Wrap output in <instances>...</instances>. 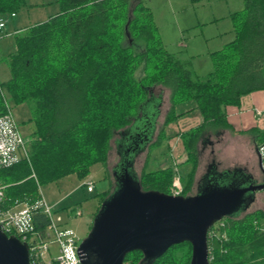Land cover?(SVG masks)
<instances>
[{
    "label": "trees",
    "instance_id": "16d2710c",
    "mask_svg": "<svg viewBox=\"0 0 264 264\" xmlns=\"http://www.w3.org/2000/svg\"><path fill=\"white\" fill-rule=\"evenodd\" d=\"M55 3L59 12L15 36L16 49L8 59L10 78L0 82V116L8 112L6 94L15 106L33 105L29 123L34 125L30 162L0 171V184L5 186L0 210L33 205L42 200L41 187L72 175L85 180L95 165L106 167L117 134L120 142H129L130 147L122 151L129 170L136 154L151 142V118L157 116V122L166 91L169 110L139 183L143 192L170 195L173 168L148 171V164L153 151L164 143L166 127L179 117L176 108L193 102L204 122L182 135L187 163L192 166L188 179H182L183 196H191L200 142L220 130L234 131L227 107H239L243 97L264 92V0H245L243 10L231 15L235 37L211 55L214 68L205 77L195 72L192 61L166 50L142 0ZM27 5V0H0V19L17 15ZM158 88L164 89L159 95L155 94ZM245 133L257 146L264 142V128ZM112 193L104 192L102 203ZM262 222L264 211L256 210L213 226L208 234L210 264H264ZM50 223L43 210L36 211L35 232L45 237ZM191 258L192 246L186 242L152 264H190ZM144 259L136 251L124 263L147 264Z\"/></svg>",
    "mask_w": 264,
    "mask_h": 264
},
{
    "label": "rangeland",
    "instance_id": "374dc122",
    "mask_svg": "<svg viewBox=\"0 0 264 264\" xmlns=\"http://www.w3.org/2000/svg\"><path fill=\"white\" fill-rule=\"evenodd\" d=\"M55 1L27 0V7L18 13L17 18H12L11 15L1 18L7 24V35L0 39V82H6L10 78L8 59L9 55L16 49L15 36L18 33L19 35L26 34L31 27L47 21L59 12V6ZM244 3L245 0H204L200 3H193L192 0H142L141 6L149 9L152 13L162 44L166 50L182 60L192 61L195 72L200 77H205L214 68L211 55L215 51H220L232 41L235 33L231 15L242 11ZM16 27H20L19 30H14ZM0 34L2 33L0 32ZM140 76L138 72L137 77L139 78ZM163 90L158 88L155 90V94L159 95ZM5 96L7 103L13 110V115L19 124L21 132L29 144L31 134L34 131V125L29 123L32 117L33 105L23 104L15 106L6 94ZM168 96L169 93L166 91L163 95L161 114L157 122V116L151 118L153 126L148 132L151 142L143 151L136 154L134 163L128 170L135 180L140 179L149 150L152 144L157 141L158 133L163 128L165 117L169 110ZM155 111L151 110L150 113L154 114ZM155 122L156 130L154 129ZM175 137L177 136L172 139ZM121 138L119 134L115 136L111 144L112 149L109 153L107 166L95 165L89 175L91 179H88V176L85 180H80L76 175H72L59 182L40 188L41 196L43 195L46 200H49L48 205H54L52 208L54 218L56 219L62 215L61 217H64L66 221L70 220L69 227L80 237V243L87 238L96 215L102 207V199H104L102 194L107 189L110 192H114L117 186L120 185V178L126 171L125 166L127 164L125 159L122 158V151L130 147V145L127 141L120 142ZM205 142L212 141L207 139L199 144L201 152L200 167L194 179L191 196L202 193L211 184L219 188L230 186L246 188L250 186L251 176L241 169L243 168L241 164L253 157L245 137L227 133L220 144L215 141L216 143H211L212 146H210ZM178 143L180 144V140H178ZM143 147L141 146V148ZM153 155L154 151L151 159ZM179 157L182 156L180 155ZM151 159L148 164V171H154V169L151 170ZM214 160L218 162V168L215 172H209V166ZM227 169L233 172L222 175V172ZM91 180H93L92 184L95 187L93 193H89L87 189V184ZM198 184H201L199 188ZM263 192L257 193L255 202L247 210L234 217L242 219L256 210L264 211ZM247 196L251 198L253 194L250 193ZM58 202L60 203L56 206ZM60 226L62 227L63 224ZM261 229L264 231V222L261 224ZM49 246L51 258H56L58 245L50 244Z\"/></svg>",
    "mask_w": 264,
    "mask_h": 264
},
{
    "label": "water",
    "instance_id": "95a60500",
    "mask_svg": "<svg viewBox=\"0 0 264 264\" xmlns=\"http://www.w3.org/2000/svg\"><path fill=\"white\" fill-rule=\"evenodd\" d=\"M120 180L80 244L82 264H125L127 255L136 251L152 264L173 246L186 242L192 246L190 264H210V229L247 210L255 193L264 191V176L260 184L250 178L246 188L211 184L202 193L188 197L143 192L139 179L128 170ZM250 193L253 196L248 198ZM0 264H33L29 244L1 228Z\"/></svg>",
    "mask_w": 264,
    "mask_h": 264
},
{
    "label": "built area",
    "instance_id": "2783aa9c",
    "mask_svg": "<svg viewBox=\"0 0 264 264\" xmlns=\"http://www.w3.org/2000/svg\"><path fill=\"white\" fill-rule=\"evenodd\" d=\"M11 17L15 18L16 14H12ZM6 27L7 24L0 19V32L3 34H0V39L7 35ZM7 108L8 112L0 116V171L9 169L24 160L30 162L29 144L8 103ZM257 114L261 116L264 111H257ZM257 154L260 170L264 176V142L258 144ZM173 170L174 178L170 195L183 196L184 185L178 166H175ZM87 186L88 192L93 193L94 185L89 183ZM4 197L5 186L0 184V203ZM38 210H43L51 219L45 237L35 232L34 215ZM61 222L62 218L60 216L54 218L52 207L43 198L33 205L23 203L13 209L0 210V228L7 235L17 236L22 242L29 244L33 264H82L79 252L81 239L73 229L61 227ZM50 244L58 245L56 258H51Z\"/></svg>",
    "mask_w": 264,
    "mask_h": 264
},
{
    "label": "crops",
    "instance_id": "0c3cea01",
    "mask_svg": "<svg viewBox=\"0 0 264 264\" xmlns=\"http://www.w3.org/2000/svg\"><path fill=\"white\" fill-rule=\"evenodd\" d=\"M38 6H40V4H38ZM17 17L18 14L16 15L15 18ZM19 28L20 27H16L14 28V30H19ZM257 111H264V92H256L251 95L243 97L241 101V105L239 107H235V106L227 107L226 113H227L228 123L233 127L234 131L220 130L215 135L210 134L207 137H205L206 138L205 140L209 139L210 141H212V142H206L210 146H212L211 143H216L215 141H217V143L220 144L227 133H229L230 135L245 137L248 146L251 149V153L253 154V157L252 159L243 162V164H241L243 168L241 169H243L250 176H253V179H255L256 181L253 179L252 180L253 182L256 183L258 182L257 180H259V178L261 177L263 178V174L260 170L259 158L257 154V145L253 137H251L249 134L245 132L252 128H260V129L264 128V114L259 116L257 114ZM176 114L179 117L175 121L171 122L165 129V134H164L165 140L163 145L154 150V155L153 158L151 159V170L153 169L165 170L178 166V170L180 171L184 182L186 179H188V175L191 172L192 166L191 164L187 163V153L182 141V135L189 130L201 126L204 120L202 116L195 110V103L193 102L179 105L176 108ZM174 136L177 137L172 139ZM211 138L212 139L215 138V139L212 140ZM178 140H180V144L178 143ZM180 155L182 157H179ZM88 179H91L90 176ZM90 183H93V180H91ZM201 184L200 185L198 184V188L201 186ZM257 193H261V192H257ZM256 195L254 202L256 200ZM42 198L47 202V204H49V200H46L43 197V195ZM59 203L60 202L56 203V206ZM53 206L51 205L52 208ZM61 218H62L61 224H63L62 227L71 228L69 227L70 220L66 221L64 217Z\"/></svg>",
    "mask_w": 264,
    "mask_h": 264
},
{
    "label": "flooded vegetation",
    "instance_id": "af4514ba",
    "mask_svg": "<svg viewBox=\"0 0 264 264\" xmlns=\"http://www.w3.org/2000/svg\"><path fill=\"white\" fill-rule=\"evenodd\" d=\"M206 141V140H205ZM206 143V142H205ZM210 170H209V172H211V171H213V172H215L216 171V169L218 168V162L216 161V160H214L213 162H211V164H210ZM233 171H230V170H227V171H224V172H222L224 175H227V174H231ZM249 175V174H248ZM251 178V180L253 179V176H251L250 177ZM253 180H255V179H253ZM256 181V180H255ZM258 182H257V184H260L261 182H262V177L261 178H259V180H257ZM255 195H256V193H255ZM255 199V198H254ZM96 219V218H95ZM94 222H95V220H94ZM94 222H93V225H94ZM91 230H92V228H91ZM91 232V231H90ZM90 234V233H89ZM88 234V235H89Z\"/></svg>",
    "mask_w": 264,
    "mask_h": 264
}]
</instances>
